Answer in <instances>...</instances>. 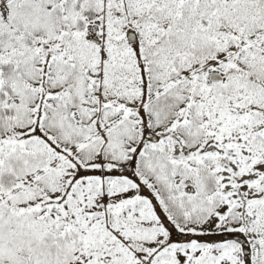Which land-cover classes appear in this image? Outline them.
Returning <instances> with one entry per match:
<instances>
[{
  "label": "snow or ice",
  "instance_id": "snow-or-ice-1",
  "mask_svg": "<svg viewBox=\"0 0 264 264\" xmlns=\"http://www.w3.org/2000/svg\"><path fill=\"white\" fill-rule=\"evenodd\" d=\"M0 264H264V0H0Z\"/></svg>",
  "mask_w": 264,
  "mask_h": 264
}]
</instances>
